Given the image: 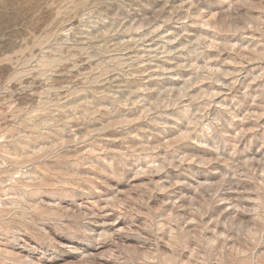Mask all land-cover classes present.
Here are the masks:
<instances>
[{"label":"rangeland","instance_id":"obj_1","mask_svg":"<svg viewBox=\"0 0 264 264\" xmlns=\"http://www.w3.org/2000/svg\"><path fill=\"white\" fill-rule=\"evenodd\" d=\"M0 264H264V0H0Z\"/></svg>","mask_w":264,"mask_h":264}]
</instances>
